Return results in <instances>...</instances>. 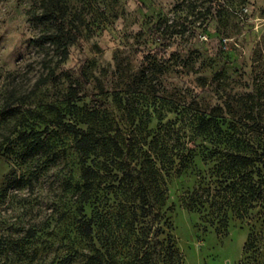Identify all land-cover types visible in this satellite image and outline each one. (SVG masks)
Masks as SVG:
<instances>
[{
  "label": "rangeland",
  "instance_id": "1",
  "mask_svg": "<svg viewBox=\"0 0 264 264\" xmlns=\"http://www.w3.org/2000/svg\"><path fill=\"white\" fill-rule=\"evenodd\" d=\"M50 2L79 30L66 55L32 41L55 30L42 19L41 0H0V264H86L97 250L105 253L97 264H122L148 248L136 241L151 227L137 185H111L117 171L106 169L102 150L89 160L101 168L83 203L82 162L63 122L149 141L159 114L181 118L171 105L186 103L191 114L226 101L236 116L248 108L264 122V0ZM30 127L47 128L44 146L17 140ZM194 178L173 177L162 207L175 205L171 231L184 263L264 264V236L245 251L251 225L235 218L221 232L182 206ZM82 220L93 233L82 231Z\"/></svg>",
  "mask_w": 264,
  "mask_h": 264
},
{
  "label": "trees",
  "instance_id": "2",
  "mask_svg": "<svg viewBox=\"0 0 264 264\" xmlns=\"http://www.w3.org/2000/svg\"><path fill=\"white\" fill-rule=\"evenodd\" d=\"M50 1L53 0H41L44 7L42 19L49 21L55 30L32 41L36 44L55 43L63 47L66 55L69 45L79 39V30L74 29L73 22ZM223 74V71L216 72L214 79ZM69 95H72L71 91ZM190 107L186 103L182 108L170 106L169 111L178 113L181 118L163 121V114H159L161 121L149 141L131 137L120 140L115 134L102 132L93 124L83 127L77 121L63 122L74 136L82 162L83 203L89 199L93 175L101 168L89 160L102 150L109 155L105 159L106 169L117 171L113 175L119 184L111 185L122 186L127 191H131L132 183L137 185L132 192L137 198L140 215L150 217L151 227L139 232L136 241L140 248L144 245L148 248L138 249L140 253L134 260L122 264H185L171 231L169 213L175 205L171 203L162 210L169 199V181L184 174L195 178L180 195L182 206L198 212L205 222L221 232L227 230L232 219L245 221L252 226L245 251L261 244L264 236L263 120L248 108L242 110L243 119L236 116L229 101L225 106L192 108L191 114L186 113ZM46 131L47 128H25L18 132L17 140L32 150L38 149L47 141V136H42ZM162 222L168 228L163 239L159 237L165 233ZM81 229L87 234L94 231L89 220H82ZM150 233L154 235L151 241ZM96 252L98 255L89 256L86 264H97V259L103 262L105 253Z\"/></svg>",
  "mask_w": 264,
  "mask_h": 264
}]
</instances>
